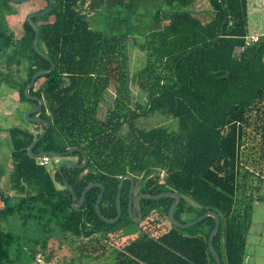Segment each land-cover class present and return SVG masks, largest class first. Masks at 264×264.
<instances>
[{
    "label": "trees",
    "instance_id": "1",
    "mask_svg": "<svg viewBox=\"0 0 264 264\" xmlns=\"http://www.w3.org/2000/svg\"><path fill=\"white\" fill-rule=\"evenodd\" d=\"M45 1L38 12L48 6ZM88 1L97 0H55L46 16L33 18L39 48L50 61L33 47L35 31L27 17L35 11L23 20L19 39L0 31L4 50L15 49L8 61L27 62L26 77L17 84L20 102L38 105L25 89L37 71L54 64L30 90L44 102L32 116L51 124L32 153L82 150L86 167L66 166L63 174L78 200L89 184H103L100 212L108 219L117 216L125 175L135 181L134 196L180 193L177 222L216 213L220 227L213 245L221 263L243 264L254 205L264 202V39L236 55L249 34L248 0H206L207 19L196 10L199 0H157L164 5L142 38L127 28L134 0L119 1L120 16L105 29L93 26ZM129 43L144 55L138 69H132ZM0 82L16 86L2 73ZM157 113L176 119L177 127L137 125ZM44 129L32 122L9 128L14 185L21 193L5 191L0 176V264L11 260L18 241L2 226L12 218L20 225L18 244L32 239L46 254L49 242L57 240L75 252L64 264H217L209 248L213 217L179 228L169 220L174 198L142 199L143 218L136 223L128 208L130 180L116 223L104 222L96 211L100 187L75 208L57 167L40 166L29 154ZM70 155L83 162L81 153ZM134 213L137 219L135 208ZM127 223L137 225L139 234L127 236Z\"/></svg>",
    "mask_w": 264,
    "mask_h": 264
},
{
    "label": "rangeland",
    "instance_id": "2",
    "mask_svg": "<svg viewBox=\"0 0 264 264\" xmlns=\"http://www.w3.org/2000/svg\"><path fill=\"white\" fill-rule=\"evenodd\" d=\"M98 1V3H96ZM87 2V11H91L92 24L97 29H105L107 25L116 21L114 17L120 16L117 11L120 6L119 1L124 0H99ZM132 13L129 14L127 28L130 36L142 38L152 27V14L164 5L157 0H134ZM46 4L45 0H30L24 3H13L7 0H0V31L11 32L14 34L15 40L19 39L23 34L22 23L26 15L32 11H38ZM93 4L92 8L90 6ZM196 10L198 14L207 19L206 11L208 10L207 1L199 0ZM112 17V18H111ZM254 30V29H251ZM253 32V31H252ZM13 45L14 41H10ZM132 69H138L142 66L144 55L138 49L131 47L129 43ZM15 49L11 46L8 50H4L2 39L0 38V74L15 83L16 86H9L6 90L0 83V176L12 167V143L9 133V128L12 127H27L31 122L27 118V112L32 109V103L29 101L20 102V94L18 85L26 77L27 62L22 61L20 65L16 61H8L14 55ZM18 84V85H17ZM13 88V90H12ZM18 89V90H17ZM133 92L137 95L139 89L133 85ZM5 98V99H4ZM4 99L5 101L3 102ZM178 121L172 117L161 114H154L149 117L141 118L137 121V125L143 128L150 129L152 127L164 126L169 129L177 127ZM127 128L125 129V131ZM64 160H75L74 156L68 155L59 159L53 158L54 166L58 167ZM7 177V175H5ZM5 182L1 187L6 188ZM139 182L138 185H140ZM137 191V190H136ZM78 202V199H77ZM1 205V199H0ZM3 205V203H2ZM8 223H2L5 230L11 231L16 238L20 237V225L17 218L8 220ZM124 232L127 236H135L139 234V228L134 223L123 225ZM39 236L31 233V237ZM22 238V237H21ZM18 241L11 249V260L6 264H64L70 257L74 256L75 252L69 249L67 245H60L57 240H51L48 244L46 254L42 252L40 247L35 243L23 237L21 243ZM121 246L122 244H117ZM109 253V252H107ZM50 256V260L46 256ZM95 264V263H94ZM243 264H264V202H257L254 205V211L251 219V227L247 235V243L245 248V259Z\"/></svg>",
    "mask_w": 264,
    "mask_h": 264
},
{
    "label": "water",
    "instance_id": "3",
    "mask_svg": "<svg viewBox=\"0 0 264 264\" xmlns=\"http://www.w3.org/2000/svg\"><path fill=\"white\" fill-rule=\"evenodd\" d=\"M13 3H24L26 2L27 0H11ZM54 2L55 0H49V4L48 6L43 10V11H35V12H32L28 15L27 17V21L28 23L33 27L34 31H35V36H34V39H33V47L35 49V51L41 55L42 57H44L45 59H47L48 61H50V58L45 54L43 53L40 48H39V45H38V41H39V36H40V30H39V27L35 24V22L33 21V18H37V17H43V16H46L52 9L53 5H54ZM54 69V64L51 63V68L50 69H44V70H39L37 71L33 76H32V79L30 81V83L28 84V86L26 87L25 89V94L26 96L33 100V101H37L38 102V105L33 107L32 109H30L26 116L27 118L29 119L30 122L32 123H38V124H44L45 125V129L44 131L40 134V136L30 145L28 151H29V154L36 158V159H39L41 157H44V156H49V157H52V158H62V157H66L70 154H72L73 152H79L82 154V157H83V162L81 164L79 163H75V162H70V161H64L62 163H60L57 167V170L59 172V174L61 175L64 183H65V186L70 190L71 194H72V200H73V205L75 208L79 209L83 203H84V200H85V197L87 195V193L95 188V187H100L101 189V192H100V195L96 201V204H95V208H96V211L98 212L100 218L108 223V224H114L116 223L122 216V212H123V209H122V204H121V195H122V189L124 187V184H125V181L126 180H130L131 181V188H130V191H129V204H128V208H129V213H130V217L131 219L136 222V223H139L141 222L142 218H143V213L140 209V206H139V202L142 200V199H146V200H158V199H162V198H174V202L173 204L171 205L170 207V210H169V220L171 222V224H173L174 226L176 227H179V228H189V227H192V226H195L199 223H201L206 217L208 216H211L215 219V222H216V225H215V228L214 230L212 231L211 235H210V238H209V248H210V251L212 253V255L214 256L215 260H216V263L217 264H222L221 263V260H220V257L213 245V241L215 239V236L216 234L218 233L219 231V227H220V217L212 212V211H208L207 213H205L204 215H202L200 218H198L197 220H194L190 223H187V224H181L179 222H177V220L175 219L174 217V210L175 208L178 206V204L180 203L181 201V194L180 193H174V192H166V193H161V194H158V195H146V194H138L136 196H134V192H135V181L133 179V177L131 175H125L121 178L120 180V185H119V188H118V195H117V199H116V202H117V216L113 219H108L106 217H104L101 212H100V203L104 197V193H105V187L103 184H99V183H93V184H89L85 189L84 191L82 192L79 200H78V205L76 204L77 202V197H76V193L73 189L72 186H70V184L67 182V179L65 178L64 174H63V168L66 167V166H69V167H75V168H79V169H82L84 167H86L87 165V157L85 156V154L83 153L82 150L80 149H71L69 150L68 152H65V153H57V152H42L40 154H33L32 151L34 149V147L47 135V133L49 132L50 130V126L51 124L44 120V119H41V118H38V117H33L32 115L34 113H37L44 105V102L41 98L37 97V96H33L30 94V90L31 88L34 86V84L36 83L37 79L42 76V75H45V74H48L50 72H52ZM134 208L137 210V212L139 213V217L136 219L135 218V213H134Z\"/></svg>",
    "mask_w": 264,
    "mask_h": 264
},
{
    "label": "crops",
    "instance_id": "4",
    "mask_svg": "<svg viewBox=\"0 0 264 264\" xmlns=\"http://www.w3.org/2000/svg\"><path fill=\"white\" fill-rule=\"evenodd\" d=\"M254 29V30H251ZM253 31V32H252ZM248 32L249 34L252 33H264V0H248ZM3 84V88L6 90V88H9V85L4 82H0ZM6 84V85H4ZM11 86V85H10ZM14 88V86H13ZM12 88V90H13ZM11 89V88H9ZM18 90V89H17ZM19 91V90H18ZM5 99V98H4ZM4 99L3 102L5 101ZM20 101V99H19ZM12 154V152H11ZM12 157V155H11ZM54 164L52 163L51 167L48 169L54 168ZM13 169H14V162L12 161V167L7 169L3 176H2V183H6V188H4L5 191L10 193L11 195H18L21 193V188L18 186L14 185V175H13ZM7 175V177L5 176ZM2 207V201L0 208Z\"/></svg>",
    "mask_w": 264,
    "mask_h": 264
},
{
    "label": "built area",
    "instance_id": "5",
    "mask_svg": "<svg viewBox=\"0 0 264 264\" xmlns=\"http://www.w3.org/2000/svg\"><path fill=\"white\" fill-rule=\"evenodd\" d=\"M262 39H264V33L257 32V33L248 34L244 39L245 41L244 45L237 50L236 55H239L245 48L260 42ZM38 160L40 166L49 168L52 165V158L49 156L41 157Z\"/></svg>",
    "mask_w": 264,
    "mask_h": 264
},
{
    "label": "flooded vegetation",
    "instance_id": "6",
    "mask_svg": "<svg viewBox=\"0 0 264 264\" xmlns=\"http://www.w3.org/2000/svg\"><path fill=\"white\" fill-rule=\"evenodd\" d=\"M74 158H75V160H64V161H70V162H75V163H78V160H79V158L78 157H76V156H74ZM64 161H62V162H64ZM52 163H53V161H52ZM54 164V163H53ZM136 187V186H135ZM138 193H136V195H137Z\"/></svg>",
    "mask_w": 264,
    "mask_h": 264
}]
</instances>
